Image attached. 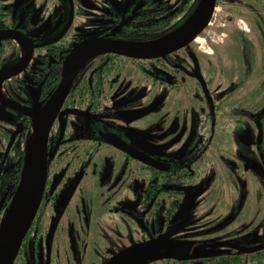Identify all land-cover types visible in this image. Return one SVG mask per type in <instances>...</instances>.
Returning <instances> with one entry per match:
<instances>
[{"label":"flooded vegetation","instance_id":"obj_1","mask_svg":"<svg viewBox=\"0 0 264 264\" xmlns=\"http://www.w3.org/2000/svg\"><path fill=\"white\" fill-rule=\"evenodd\" d=\"M165 5L162 0H0V226L36 138L30 114H47L67 66L70 80L62 107L51 111L56 114L46 142L43 195L14 264H264V249L256 250L264 246V208L250 212V191L240 174L251 167L264 178L263 143L256 138L258 161L249 154L248 121L238 118L232 126L227 120L247 117V103L229 105L235 95L228 94L216 105L207 83L204 88L195 77L203 73L195 52L187 51L190 46L155 60L98 53L100 43L78 49L94 40L130 46L157 42L153 22L179 14L168 17ZM76 50L80 54L73 57ZM182 51L187 52L178 57ZM126 65L169 87L165 107L171 99L179 107L182 96L172 88L194 80L203 94L185 97L207 102L212 124L187 146L180 144L179 133L170 138L166 115L163 142L154 144L152 123L134 125L153 113L150 107L138 109L135 94L120 93L121 84L127 85ZM157 66L160 73L153 72ZM256 128L259 134L261 123ZM232 130L242 136H235L237 157L229 155L228 144L222 155L212 156L217 133ZM150 143L154 153L163 151L150 157L157 166L126 150L143 153L137 144ZM14 151L19 156L12 164ZM227 178L236 191L225 189ZM23 225L20 221L17 235ZM138 246L139 255L130 252Z\"/></svg>","mask_w":264,"mask_h":264},{"label":"rangeland","instance_id":"obj_2","mask_svg":"<svg viewBox=\"0 0 264 264\" xmlns=\"http://www.w3.org/2000/svg\"><path fill=\"white\" fill-rule=\"evenodd\" d=\"M162 1L166 4V8H169L167 10L168 17H171V15L175 13H179L173 16L172 24H174L190 16L199 0H195V4L194 0ZM260 16L264 19V0H217L211 23L197 38V41L195 40L189 45L190 49L187 50L195 52L200 62L203 73L202 76L206 79L205 83H207L209 93L213 95V100L216 105H220L219 99L228 94L235 95L227 102L229 105L240 100L247 103V117L246 115L240 114L238 116L230 115L227 120H229L232 126L235 125V119L238 118L248 121V136L246 138L249 143V154L258 161V154L255 153V140L256 138L258 139L259 136L258 129L256 128L257 122L261 123V131L263 133L261 143L264 142V116L261 117V120L257 118L263 115L262 108L264 106V36L257 22V18ZM167 30L168 27L164 28L161 34H165ZM161 34L157 33L154 37H160L162 36ZM242 34L243 37L247 38L253 45L252 52L255 60L250 68L247 62L248 58H246L243 52L244 40ZM187 51L180 52L178 57L184 56ZM153 72L160 73L161 68L159 66L154 67ZM122 76L127 85L121 84L120 93L135 94L136 99H140V101L136 102L138 109L147 106V108L150 107L148 110L153 112L149 117L137 121L134 125H136V128L141 129L146 128V126L150 128V123H152L153 129L150 132V137L154 144L156 142L158 144L163 142L160 140L161 127L166 115L169 116L168 119L170 121V138L179 133V137L182 136L180 144L186 142L187 146H190L191 143L197 140V134L203 133L204 126H210L212 124L211 120L208 118V103L199 98H195V101H192L185 97L186 94H203L202 89L194 80L187 79L186 84H183L177 89L172 88L173 94L179 93L182 96L179 107L176 106L173 99H171L172 102L165 107L161 104L163 98H167L170 90L168 89L169 87L162 85L158 80L145 79L141 74L132 71V68L129 66L127 67V65L126 67H122ZM144 93L149 95L145 99L142 98ZM125 104L126 103H122V105ZM221 109H225V107H221ZM177 110H179L178 113L176 112ZM216 115H218L217 119H219L220 115L218 113H216ZM251 116H253V119ZM219 121L224 122L222 119ZM215 125L219 127L220 123L217 122ZM199 126H201V131L198 128ZM187 130L188 133H186ZM231 133L228 131L227 133H225V131L217 133L216 144L211 151L212 156L219 157L222 155L221 153H224L228 144L233 147L229 155L232 158L237 157L235 153L236 143L239 141L237 137L241 138L242 136L239 134L237 135L233 130ZM251 144H253V146ZM137 146L149 157L154 158V154L157 152L159 155L163 154V151H155L154 153V148L151 143L147 146L144 144H137ZM263 152L262 154L264 155ZM18 156V152L14 151V153H12L9 158L12 164H15ZM240 174L242 175L241 177L244 178V189L250 191V212L253 213L254 210L256 208L259 209V207L260 209L262 207L264 208V196L262 197V201L258 200L256 197V190L258 185H260L259 183L262 182V188L264 189V178L258 176L257 171L251 167L249 171H243ZM217 184H220V181H218ZM225 186V189L229 191L237 190V186L233 180L230 181V178H227ZM250 217H252V214H250Z\"/></svg>","mask_w":264,"mask_h":264},{"label":"water","instance_id":"obj_3","mask_svg":"<svg viewBox=\"0 0 264 264\" xmlns=\"http://www.w3.org/2000/svg\"><path fill=\"white\" fill-rule=\"evenodd\" d=\"M216 5L217 0H201L194 15L182 30L170 38L158 40L153 44L130 46L120 43L111 44L109 42L94 40L85 43V45H80L78 49L81 51V48L86 45L100 43L103 48L99 49L100 51H98V53H116L118 55L128 56L134 59L145 60L164 58L170 54L180 51L183 48L188 47L206 30L213 18ZM80 51H74L72 56H78ZM29 60L30 58L28 61ZM24 68L25 67H22L20 70L9 73L6 76V79L18 75L24 70ZM66 68L67 70L64 80L56 92L53 100L51 101L46 112L47 114L42 116H34V114H30L31 117L34 118L37 125L36 138L27 153L24 174L21 182L12 198L8 211L0 226V264H14L23 237L27 232V229L29 228L33 216L35 215L42 199L47 166V136L54 120L53 117H55L57 110L62 107L70 86L68 66ZM196 70L197 72L200 71L197 61ZM195 77L198 78V80L201 82V85L205 88L206 83L203 76L201 74H196ZM2 81L3 80H0V84ZM55 110L56 112L51 113V111ZM262 138L263 133L260 130L258 144H261ZM126 150L144 163L153 166L158 165L154 159L146 156L143 153H140L138 150H135L129 146L126 148ZM27 211L28 215L25 221H23V229L19 235H17L22 216ZM261 249H264V246H260L256 250ZM130 252L139 255L141 253V247H134L130 250ZM115 261L116 259H114L112 262Z\"/></svg>","mask_w":264,"mask_h":264},{"label":"trees","instance_id":"obj_4","mask_svg":"<svg viewBox=\"0 0 264 264\" xmlns=\"http://www.w3.org/2000/svg\"><path fill=\"white\" fill-rule=\"evenodd\" d=\"M200 2H201V0L198 1L197 5L194 8V11L192 12V14L190 16H188L183 21H178L174 24H172L173 21L170 19L163 21V22H160V21L159 22H153L152 31H153L154 35L157 33L161 34L162 30L164 28L168 27V30L166 31L165 34H161L162 36L156 37L153 40H162V39L170 38V37L174 36L175 34H177L180 30H182L188 24L189 20L193 16V14L196 11ZM257 22H258V27L261 28V30H262L261 33L264 36V31H263L264 30V19H263V17L262 16L258 17ZM242 38L244 40L243 52H244V55H246V58H248L247 62H248L249 68H250L253 65L254 60H255L253 52H252L253 45L248 41L247 38L243 37V34H242ZM262 110L264 112V106H263ZM263 116H264V113L261 117H263ZM261 117L259 119H261ZM260 150L262 152L264 151V142H263V145L260 147Z\"/></svg>","mask_w":264,"mask_h":264},{"label":"bare ground","instance_id":"obj_5","mask_svg":"<svg viewBox=\"0 0 264 264\" xmlns=\"http://www.w3.org/2000/svg\"><path fill=\"white\" fill-rule=\"evenodd\" d=\"M27 215H28V211L22 216L21 222L25 221V219L27 218Z\"/></svg>","mask_w":264,"mask_h":264}]
</instances>
